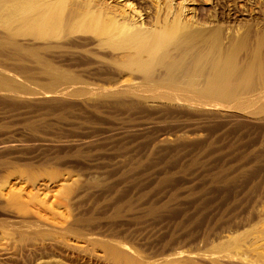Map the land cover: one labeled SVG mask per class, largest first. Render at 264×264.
<instances>
[{
	"label": "rangeland",
	"instance_id": "1",
	"mask_svg": "<svg viewBox=\"0 0 264 264\" xmlns=\"http://www.w3.org/2000/svg\"><path fill=\"white\" fill-rule=\"evenodd\" d=\"M22 1L0 0V264H264V0H35L63 4L43 36ZM115 14L197 35L129 63L84 28Z\"/></svg>",
	"mask_w": 264,
	"mask_h": 264
},
{
	"label": "bare ground",
	"instance_id": "2",
	"mask_svg": "<svg viewBox=\"0 0 264 264\" xmlns=\"http://www.w3.org/2000/svg\"><path fill=\"white\" fill-rule=\"evenodd\" d=\"M62 12V3L39 4L35 0H24L20 4L13 5L10 8L8 20L14 18L17 14L25 16L23 18L25 31L43 36L48 33H56L64 27ZM96 16L100 17V15L97 14ZM96 16L88 19V21L84 24V28L89 26L94 29L95 32L97 30L98 34L104 37L107 41L109 40L116 48H123L125 50L131 48L134 53L130 56L128 60L129 63L142 64L145 61L142 59V56L143 54H146L148 58L145 61L146 64L143 63V65H147L148 67H153L154 64L156 65L157 61L163 59V57H160L163 54L170 53L169 51L173 48H176V50L178 49V51H182L181 53L187 56L190 53L186 54L189 51L188 49L192 47V40L197 35L196 31L187 32V28H185L184 25L177 20L169 22L159 30H143L141 26L133 25L131 22L126 21L127 18L124 15L122 18H118V14L111 17L109 16V19L106 20V22ZM121 19L122 21H120ZM178 59H180V57H178ZM182 59L180 61L175 60V62L173 59V63L170 61L171 64L168 66L173 69L176 64L180 65L178 63L183 62ZM214 78V82L212 81L210 85L211 89L217 87L219 88V84L222 86L223 82L226 81V72H221V74ZM39 234L42 235V233ZM23 235L24 234L20 237L23 238Z\"/></svg>",
	"mask_w": 264,
	"mask_h": 264
}]
</instances>
